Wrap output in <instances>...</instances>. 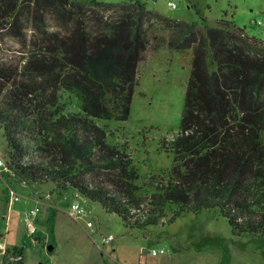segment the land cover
<instances>
[{
    "label": "trees",
    "instance_id": "16d2710c",
    "mask_svg": "<svg viewBox=\"0 0 264 264\" xmlns=\"http://www.w3.org/2000/svg\"><path fill=\"white\" fill-rule=\"evenodd\" d=\"M18 1L0 0V26L7 25L6 35L14 40L26 44L23 13L39 25L43 11L50 10L66 29L46 34L42 53H31L22 65L15 55H0V125L8 168L35 182L51 179L58 190L99 203L130 228L158 224L156 214L164 206L195 212L217 207L234 231L264 234V57L244 49L259 41L231 25L233 37L222 21L210 28L206 21L198 26L162 17L139 0L120 5L128 13L118 21L102 14L118 5L96 0H35V6ZM145 19L153 22L145 26ZM157 22L165 24L162 37L171 35L168 48L190 50L192 59L180 128L161 140L174 164L156 184L158 194L146 200L131 156L107 145L94 120L127 119L150 41L147 32L155 37ZM240 35L244 39L237 40ZM20 76L28 81L20 82ZM106 90L112 107L104 101ZM67 91L79 93L80 115L62 114L59 104ZM28 150L34 156L24 161ZM38 154L47 156V166L38 164ZM17 255L22 260L12 262ZM0 264H23V250H5Z\"/></svg>",
    "mask_w": 264,
    "mask_h": 264
},
{
    "label": "rangeland",
    "instance_id": "374dc122",
    "mask_svg": "<svg viewBox=\"0 0 264 264\" xmlns=\"http://www.w3.org/2000/svg\"><path fill=\"white\" fill-rule=\"evenodd\" d=\"M28 1L29 6L33 3L35 6V0H19L18 5ZM70 1L82 4L91 0ZM96 1L118 6L131 2ZM139 1L154 13L178 22L203 26L206 21L210 28L219 27L220 21L223 26L230 24L227 27L234 33L233 37L237 36L233 27L236 26L260 42L244 49L256 58L264 57V0ZM168 1L174 2L177 8L170 9ZM43 13V23L39 25L31 13L22 14L28 28L26 44L6 35L1 45L2 56L15 55L22 65L31 53H42L46 34L65 33L66 28L57 14L50 10ZM156 24V36H150L152 30L146 35L150 41L134 78L127 119L94 120L105 132L107 145L123 149L131 156L139 176L137 185L146 186L141 194L146 200L158 194L156 184L174 164L173 155L162 146L161 140H170L180 128L192 59L190 50L168 48L171 35L162 37L165 24ZM241 39H244L242 35L237 38ZM233 42L240 44V41ZM19 81L26 83L28 78L20 76ZM105 92L106 106L112 107L114 98L108 90ZM262 98L264 100V85ZM61 104L62 114L82 113V101L76 91L63 92ZM113 113L116 117L117 112ZM8 152L0 125V159L6 163ZM38 156V164H49L47 156ZM9 169L8 174H0V262L5 250L18 247L23 250V264H264V234L234 231L217 207L195 212L164 206L163 211L156 214L160 215L158 224L140 230L127 227L120 217L105 212L97 202L85 200L73 191L58 190L51 179L35 182ZM152 185L154 188L149 187ZM11 192L18 195L19 201H11ZM73 204H80L83 212L72 214ZM35 208L39 211L26 222V214ZM175 214L178 216L169 223ZM107 237H112V241L104 244L103 239ZM159 249H165L166 254L152 256L151 252Z\"/></svg>",
    "mask_w": 264,
    "mask_h": 264
},
{
    "label": "built area",
    "instance_id": "2783aa9c",
    "mask_svg": "<svg viewBox=\"0 0 264 264\" xmlns=\"http://www.w3.org/2000/svg\"><path fill=\"white\" fill-rule=\"evenodd\" d=\"M148 1H153V0H148ZM167 6L170 8V9H176L177 8V5L172 2V1H168L167 2ZM91 10L93 11L94 13V6L91 7ZM128 12L127 11H124V8L122 6H115V7H109L107 9H105L102 14L104 16V19L107 20V21H112V20H115V21H118L120 19L121 16L127 14ZM0 22H2V20L0 19ZM153 21L150 20L148 21L147 19H145L143 21V24L146 26L147 24L149 23H152ZM7 29H8V26L7 25H2L0 26V49L1 48V45L5 42L6 40V32H7ZM12 40H14L12 37H10ZM3 39V42L1 41ZM16 41V40H15ZM2 53H0L1 55ZM34 156V153L31 151V150H28L25 152L24 154V158L23 160H27L28 158H30L31 156ZM10 171V169L8 168V165L5 161H3L2 159H0V174H8ZM11 201L12 202H17L19 201V198H18V195L14 192H11ZM39 211L38 208H35L34 211H30L29 213L26 214L25 216V220L26 222H29L33 219V217L35 216V214ZM71 211H72V214L74 215H77V214H80L83 212V209L81 207L80 204H73L71 206ZM88 227L92 230V224L89 223ZM110 241H112V237H107V238H104L103 239V243L104 244H107L109 243ZM0 248L2 249V246L0 245ZM152 256H159V255H164L166 254V250L165 249H159V250H153L151 252ZM10 260L12 262H19L22 260V256L20 255H17L15 257H12L10 258Z\"/></svg>",
    "mask_w": 264,
    "mask_h": 264
},
{
    "label": "crops",
    "instance_id": "0c3cea01",
    "mask_svg": "<svg viewBox=\"0 0 264 264\" xmlns=\"http://www.w3.org/2000/svg\"><path fill=\"white\" fill-rule=\"evenodd\" d=\"M3 254H4V252L2 253V257H3ZM2 261V260H1ZM23 261H24V259H23ZM1 263V262H0Z\"/></svg>",
    "mask_w": 264,
    "mask_h": 264
}]
</instances>
